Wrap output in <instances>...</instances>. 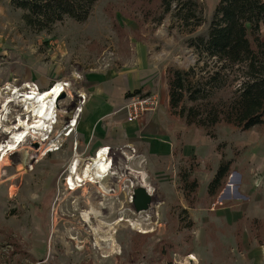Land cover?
<instances>
[{"label": "rangeland", "instance_id": "rangeland-1", "mask_svg": "<svg viewBox=\"0 0 264 264\" xmlns=\"http://www.w3.org/2000/svg\"><path fill=\"white\" fill-rule=\"evenodd\" d=\"M194 1L203 17L192 32L174 11L163 15L159 0H99L86 21L66 18L42 32L26 27L12 0L0 2V143L25 94L65 88L50 139L28 136L0 154V264H264V123L245 131L219 123L211 136L160 112L157 91L150 114L124 112L146 82L160 90L163 69L196 63L189 40L207 33L220 0ZM94 99L103 104L89 110ZM104 147L113 170L70 189L75 159L80 172ZM223 161L230 173L210 195ZM187 174L193 191L183 188ZM142 186L153 200L137 212L131 196Z\"/></svg>", "mask_w": 264, "mask_h": 264}, {"label": "trees", "instance_id": "trees-1", "mask_svg": "<svg viewBox=\"0 0 264 264\" xmlns=\"http://www.w3.org/2000/svg\"><path fill=\"white\" fill-rule=\"evenodd\" d=\"M99 0H12L26 27L50 31L66 18L84 22ZM163 15L174 11L189 31L202 24L203 10L194 0H159ZM205 35L190 38L197 61L188 70L167 69L170 113L187 126L213 136L219 123L248 130L264 123V0H220ZM223 161L210 181L215 195L230 173ZM190 175L183 188L195 190ZM190 187V188H189Z\"/></svg>", "mask_w": 264, "mask_h": 264}, {"label": "bare ground", "instance_id": "bare-ground-1", "mask_svg": "<svg viewBox=\"0 0 264 264\" xmlns=\"http://www.w3.org/2000/svg\"><path fill=\"white\" fill-rule=\"evenodd\" d=\"M63 87H64L63 84L57 83L54 86H50L49 89L47 90H43L40 92L34 90L32 94H25L24 97L19 101L20 104L22 105L23 111H21L19 115L15 118L16 121H18V124L12 126L11 129L8 130L10 131L11 137L7 138L5 142L0 143V154L3 155L4 159L14 150H18V148H20V146L24 144L28 136H33L34 138L39 137L40 138L39 143H41V141L43 142L47 139H50L52 134H50V136H47V134L53 131L55 124L58 123L59 121L58 111L60 108L59 106L60 104L58 103V100L65 91V88ZM8 104L9 102H7L6 105L7 107ZM2 117L3 116L0 117L1 121L5 119ZM32 118L35 120L31 121ZM78 123H79L78 121L74 120L71 124H69L65 130L68 129L70 130L68 133H65L64 136L74 131L77 128ZM58 137L59 136H57L54 140H56ZM51 149L55 150L57 149V147ZM51 149L49 151H51ZM31 153L32 152L30 151H25L22 153L21 155V157L23 158L21 163L22 166L23 164L28 162V160L31 157ZM109 155H110L109 147L101 148L98 151V153L92 157L89 167H87L86 169L81 168L80 172L77 171L78 166L81 164L80 159L79 158L75 159V162L71 164L68 173V174H72V176H68L69 188L73 190L76 189L77 187L82 186V184L86 182V180L87 181L89 180V182L90 181L94 182L95 178L97 177L98 178L107 177V175L114 168L113 167L114 161L110 160ZM147 188L151 190L150 187L147 186ZM132 223L135 224L134 222ZM191 257L195 258L194 254Z\"/></svg>", "mask_w": 264, "mask_h": 264}, {"label": "built area", "instance_id": "built-area-1", "mask_svg": "<svg viewBox=\"0 0 264 264\" xmlns=\"http://www.w3.org/2000/svg\"><path fill=\"white\" fill-rule=\"evenodd\" d=\"M64 88V87H63ZM82 100L85 98L80 96ZM81 100V102H82ZM126 104L124 106V112L127 118L130 120H140L145 114L153 112L160 105V100L157 93H139L129 96L126 100ZM83 102L81 106L77 109L82 110ZM79 115V114H78ZM133 196H131L132 199Z\"/></svg>", "mask_w": 264, "mask_h": 264}, {"label": "crops", "instance_id": "crops-1", "mask_svg": "<svg viewBox=\"0 0 264 264\" xmlns=\"http://www.w3.org/2000/svg\"><path fill=\"white\" fill-rule=\"evenodd\" d=\"M1 1H3V0H0V2ZM5 1V0H4ZM164 71H163V73H162V75H160V90H158L157 89V85H155V83L153 82V81H149V82H146L145 84H144V86H143V89H139V90H135V91H133V92H131V93H129V96H132V95H134V94H139V93H154V92H159V95H161L160 97H161V100H162V102H161V105H160V107H159V110H160V112H162V111H165V110H167V109H169V105H168V99H167V95H168V84H167V70L166 69H163ZM154 71H157V68H153L152 70H149L148 72L149 73H151V72H154ZM99 92H101V91H99ZM99 92H97V93H99ZM129 96H127L126 97V99L124 100L125 101V103L127 102L126 100H127V98L129 97ZM109 100H112V97H109V99H108V101ZM103 101H105V99H103ZM93 103H90V105L88 106V109L90 110L92 107H94L93 105H101L102 106V104H103V102H100L99 100H97V99H94L93 101H92ZM106 102V101H105ZM108 102H106V104H107ZM87 104H88V102H87ZM114 104H117V103H114ZM164 104H166V105H164ZM87 106V105H86ZM85 106V107H86ZM169 112H170V109H169ZM148 114H150V113H148ZM147 114V115H148ZM157 137H158V135H156ZM158 151H160L161 153L162 152H168V151H170L169 150V148H164V147H162V149H159Z\"/></svg>", "mask_w": 264, "mask_h": 264}, {"label": "water", "instance_id": "water-1", "mask_svg": "<svg viewBox=\"0 0 264 264\" xmlns=\"http://www.w3.org/2000/svg\"><path fill=\"white\" fill-rule=\"evenodd\" d=\"M132 202L137 212H142L151 207L153 194L145 186L136 187L133 189Z\"/></svg>", "mask_w": 264, "mask_h": 264}]
</instances>
